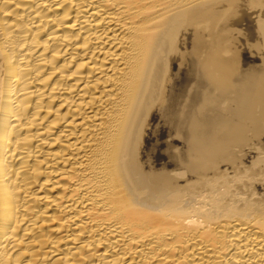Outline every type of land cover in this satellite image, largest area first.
Returning a JSON list of instances; mask_svg holds the SVG:
<instances>
[{
  "label": "bare ground",
  "instance_id": "bare-ground-1",
  "mask_svg": "<svg viewBox=\"0 0 264 264\" xmlns=\"http://www.w3.org/2000/svg\"><path fill=\"white\" fill-rule=\"evenodd\" d=\"M0 264H264V0H0Z\"/></svg>",
  "mask_w": 264,
  "mask_h": 264
}]
</instances>
